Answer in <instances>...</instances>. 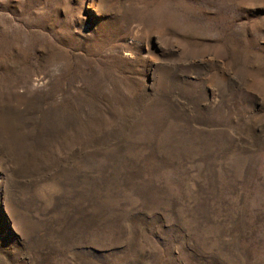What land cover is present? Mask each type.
Returning a JSON list of instances; mask_svg holds the SVG:
<instances>
[{"label":"rangeland","instance_id":"374dc122","mask_svg":"<svg viewBox=\"0 0 264 264\" xmlns=\"http://www.w3.org/2000/svg\"><path fill=\"white\" fill-rule=\"evenodd\" d=\"M0 264H264V0H0Z\"/></svg>","mask_w":264,"mask_h":264}]
</instances>
